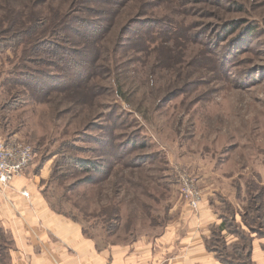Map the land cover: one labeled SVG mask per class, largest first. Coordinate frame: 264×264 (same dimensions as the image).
I'll use <instances>...</instances> for the list:
<instances>
[{
  "label": "rangeland",
  "instance_id": "obj_1",
  "mask_svg": "<svg viewBox=\"0 0 264 264\" xmlns=\"http://www.w3.org/2000/svg\"><path fill=\"white\" fill-rule=\"evenodd\" d=\"M20 81L32 91H7ZM0 134L31 146L22 178L99 247L176 244L199 211L184 173L219 221L209 250L247 264L264 232V0H0ZM11 248L0 222V264Z\"/></svg>",
  "mask_w": 264,
  "mask_h": 264
},
{
  "label": "crops",
  "instance_id": "obj_2",
  "mask_svg": "<svg viewBox=\"0 0 264 264\" xmlns=\"http://www.w3.org/2000/svg\"><path fill=\"white\" fill-rule=\"evenodd\" d=\"M36 189L19 176L6 189L7 197L0 193V222L12 242L10 264H238L219 260L208 249L207 230L219 221L205 205L176 244L173 232L165 231L151 242L99 247L77 222L54 213ZM250 237L249 264H264V238Z\"/></svg>",
  "mask_w": 264,
  "mask_h": 264
},
{
  "label": "built area",
  "instance_id": "obj_3",
  "mask_svg": "<svg viewBox=\"0 0 264 264\" xmlns=\"http://www.w3.org/2000/svg\"><path fill=\"white\" fill-rule=\"evenodd\" d=\"M33 157L30 145L13 140H0V192L21 176ZM180 195L191 210H197L202 201L196 181L186 174H179Z\"/></svg>",
  "mask_w": 264,
  "mask_h": 264
},
{
  "label": "trees",
  "instance_id": "obj_4",
  "mask_svg": "<svg viewBox=\"0 0 264 264\" xmlns=\"http://www.w3.org/2000/svg\"><path fill=\"white\" fill-rule=\"evenodd\" d=\"M5 19V22H11V21H14L15 23H16V26H18V27H20V28H26V26L27 27H30L29 25H27V23H26V25H23L22 23H24V22H18L17 21V15H14L13 17H11V16H8V17H4ZM18 22V23H17ZM38 25L39 26H41V22H38ZM27 86H29L26 82H24V81H20V82H16V83H13V85H10L9 87H7L6 89H7V91L8 92H16V94H18V95H25L26 93L25 92H23V91H20V90H18L19 88H23V89H25V90H27V89H29ZM29 90H31L32 91V89L30 88ZM28 90V91H29ZM81 166H83V165H91L92 166V164L91 163H88V162H81V164H80ZM253 200V199H252ZM253 204V203H252ZM258 216H260V214L258 215L257 213H256V218L258 217ZM249 227V226H248ZM251 229H250V231H251V234H249V235H247V241H248V254H247V256H248V258H249V261L248 262H246L247 264H249L250 263V260H251V258H250V242H251V235L252 234H255L256 236H259V237H263L264 238V232L262 231V230H254V228L253 227H250ZM207 247H208V245H207ZM209 249V248H208ZM221 261H223V262H227V263H233V262H231V261H229V260H223V259H220ZM238 264H244L243 262H239Z\"/></svg>",
  "mask_w": 264,
  "mask_h": 264
}]
</instances>
